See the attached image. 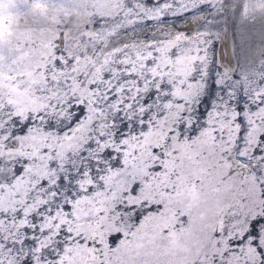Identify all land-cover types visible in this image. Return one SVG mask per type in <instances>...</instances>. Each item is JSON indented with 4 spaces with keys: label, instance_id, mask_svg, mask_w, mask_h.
Returning <instances> with one entry per match:
<instances>
[{
    "label": "rangeland",
    "instance_id": "1",
    "mask_svg": "<svg viewBox=\"0 0 264 264\" xmlns=\"http://www.w3.org/2000/svg\"><path fill=\"white\" fill-rule=\"evenodd\" d=\"M0 264H264V0H0Z\"/></svg>",
    "mask_w": 264,
    "mask_h": 264
},
{
    "label": "bare ground",
    "instance_id": "2",
    "mask_svg": "<svg viewBox=\"0 0 264 264\" xmlns=\"http://www.w3.org/2000/svg\"><path fill=\"white\" fill-rule=\"evenodd\" d=\"M224 55H225V59L227 60L228 59L227 58V54H224L223 51L221 50L220 53H219V59H220V61L223 60Z\"/></svg>",
    "mask_w": 264,
    "mask_h": 264
}]
</instances>
